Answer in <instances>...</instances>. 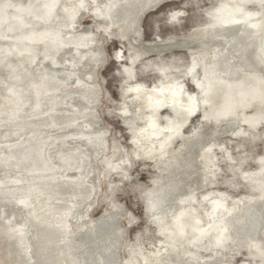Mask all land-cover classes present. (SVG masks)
<instances>
[{
	"label": "water",
	"instance_id": "water-1",
	"mask_svg": "<svg viewBox=\"0 0 264 264\" xmlns=\"http://www.w3.org/2000/svg\"><path fill=\"white\" fill-rule=\"evenodd\" d=\"M264 66V0H220Z\"/></svg>",
	"mask_w": 264,
	"mask_h": 264
}]
</instances>
